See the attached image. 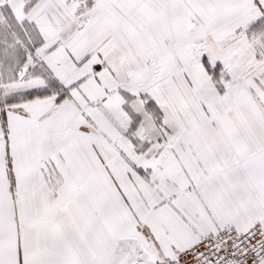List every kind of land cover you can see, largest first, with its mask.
I'll list each match as a JSON object with an SVG mask.
<instances>
[{"label":"snow or ice","instance_id":"snow-or-ice-1","mask_svg":"<svg viewBox=\"0 0 264 264\" xmlns=\"http://www.w3.org/2000/svg\"><path fill=\"white\" fill-rule=\"evenodd\" d=\"M0 264H264V0H0Z\"/></svg>","mask_w":264,"mask_h":264}]
</instances>
